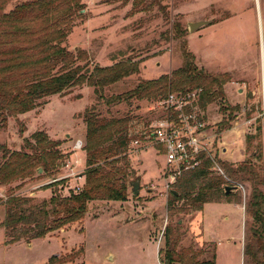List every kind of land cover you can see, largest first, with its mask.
Masks as SVG:
<instances>
[{
    "label": "rangeland",
    "instance_id": "rangeland-1",
    "mask_svg": "<svg viewBox=\"0 0 264 264\" xmlns=\"http://www.w3.org/2000/svg\"><path fill=\"white\" fill-rule=\"evenodd\" d=\"M34 1L9 0L4 12ZM79 3L82 10L68 23L61 46L73 54L79 52L78 64L88 62L90 69L93 65L137 63L138 73L104 88L103 99H98L86 85L46 99L45 105L18 116V122L24 126L22 135L18 122L9 119L6 128L0 129V145L8 150H20L23 138L43 132L49 140L59 141L60 151L67 154L63 166L53 176L39 178L37 175L42 171L37 169V174L20 189L24 195L41 201L52 194L51 189L41 190L43 186L66 177L62 188L54 189L63 195L69 190L77 191L75 184L82 182L74 181L85 169L84 155L82 149L73 152L72 146L77 140L84 146V111L95 106L96 112L105 118L128 114L132 118L128 126L131 134L143 136L139 137L140 145L133 148L130 144L128 151L134 175L129 179L127 200L89 204L84 232L65 233L66 247L82 244L84 248V255L77 262L161 264L158 252L165 243V228L169 227L175 236H180L176 249H192L200 254L196 259L200 262L210 260L216 249L217 264H249L240 245V242L244 245L250 224L244 211L234 216L232 207L222 202L221 206L208 204L202 212L168 217L167 202L173 189L164 179L165 159L158 146L144 139L145 134L148 138V125L158 117L161 99H130L129 103L109 105L104 100L135 89L140 81L157 80L162 75L170 78L184 66L183 53L188 51L198 71L218 76L223 82V96L207 105L205 111L217 159L233 166L243 162L247 158L245 137L256 134L259 125L264 156V0H79ZM137 3L138 8L133 9ZM198 21L210 23L190 33L188 24ZM232 107L238 109L230 114ZM257 142L254 141L253 147ZM136 180L139 194L133 196L130 183ZM238 183L243 192H235L244 210L250 188L246 183ZM3 189L7 191L6 187H0V198L5 196ZM18 189L13 187L14 191ZM224 216H229L230 221L225 222ZM3 218L4 208L0 206V222ZM4 242L0 230V264H44L63 251L59 238L37 239L30 244Z\"/></svg>",
    "mask_w": 264,
    "mask_h": 264
},
{
    "label": "trees",
    "instance_id": "trees-1",
    "mask_svg": "<svg viewBox=\"0 0 264 264\" xmlns=\"http://www.w3.org/2000/svg\"><path fill=\"white\" fill-rule=\"evenodd\" d=\"M8 1L0 0V129L6 128L9 119L18 122V116L45 105L46 99L52 96H62L72 88L86 85L93 89L98 99H103L104 88L138 73L137 63L125 65L119 62L109 67L93 65L90 69L88 62L78 64L79 52L73 54L61 46L68 23L82 10L79 0H36L5 13ZM183 54L184 66L173 72L170 78L162 75L157 80L140 81L135 89L106 98L105 103H129L130 99L141 98L162 100L169 92L187 93L200 89L198 105L201 110H206L207 105L223 96V82L218 76L198 71L192 63L191 53L184 51ZM237 109L229 108L230 114ZM131 120L128 114L121 118H105L96 112L95 106L87 108L83 114L85 169L82 187L77 192L69 190L63 195L54 188H62L66 179L49 183L41 190L51 189L52 194L41 201L24 195L20 188L37 174V169L42 171L37 175L40 178L53 176L63 166L67 154L60 151V142L49 140L43 132H35L29 139H22L18 151L0 145V187L7 189L2 190L5 196L0 198V206L4 208L0 229L4 233L5 245L59 238L63 251L44 264H84L77 262L84 255L82 244L66 247L63 236L69 230L84 232L89 204L127 200L129 179L134 175L128 151L130 144L141 141L139 137L143 136L131 134L128 127ZM18 124L22 135L24 126ZM256 131V134L245 137L247 158L243 162L233 166L217 160V164L226 179L237 184L246 183L250 188L244 205V214L250 224L244 237L243 254L249 264H264L262 127L257 126ZM255 140L258 142L253 147ZM212 168L213 164L202 158L200 166L181 173L172 184L176 195L170 192L168 217L177 213L201 212L206 204H241L237 192L225 195L224 188L232 186ZM14 186L19 191H14ZM175 228L179 229L178 226ZM163 238L164 246L158 252L161 264H216L215 251L210 260L200 262L196 260L200 254L192 249L177 250L180 236H175L169 227L165 228Z\"/></svg>",
    "mask_w": 264,
    "mask_h": 264
},
{
    "label": "built area",
    "instance_id": "built-area-1",
    "mask_svg": "<svg viewBox=\"0 0 264 264\" xmlns=\"http://www.w3.org/2000/svg\"><path fill=\"white\" fill-rule=\"evenodd\" d=\"M200 93V89L187 93L169 92L158 102V117L147 127L148 138L145 137V140L158 146L164 156L163 174L168 184L172 185L181 173L200 166L202 158L208 159L213 164L212 170L225 178L218 167L217 156L212 151L213 135L209 134L210 123L206 110H201L198 105ZM140 143L139 140L133 141L131 147L137 148ZM82 148L83 143L80 140L72 146L73 152ZM63 179L66 177L59 180ZM226 180L230 186L243 192L239 184ZM77 187L79 191L80 187Z\"/></svg>",
    "mask_w": 264,
    "mask_h": 264
},
{
    "label": "water",
    "instance_id": "water-1",
    "mask_svg": "<svg viewBox=\"0 0 264 264\" xmlns=\"http://www.w3.org/2000/svg\"><path fill=\"white\" fill-rule=\"evenodd\" d=\"M209 21H198V22H193V23H189L188 24V31L190 33L192 32H196L202 28H204L205 26H208L209 25ZM249 97H251V94H249ZM38 172H41L40 169H38ZM131 186H132V195L133 196H136L139 194V181L136 180L135 182H132L130 183ZM224 191H225V195H228L230 193H234L236 191V188L235 187H229V186H226L224 188ZM171 193L173 195H176V193L174 191H171ZM180 223V222H179Z\"/></svg>",
    "mask_w": 264,
    "mask_h": 264
},
{
    "label": "crops",
    "instance_id": "crops-1",
    "mask_svg": "<svg viewBox=\"0 0 264 264\" xmlns=\"http://www.w3.org/2000/svg\"><path fill=\"white\" fill-rule=\"evenodd\" d=\"M69 151H71V150H69ZM224 151V150H223ZM73 155L72 154H70L69 155V157L71 158ZM77 180H75L74 181V183L75 182H82V183H80V184H75V185H77V186H79L80 188L82 187V184H83V182H84V178L81 176V177H79V178H76ZM220 204H222V203H218V205H220ZM225 205H228V206H230V207H232V209H233V211H234V216L235 215H237L239 212L240 213H242L243 214V207H242V205L241 204H235V203H233V204H229V203H224ZM208 204H206L205 206H207ZM210 205V204H209ZM204 206V207H205ZM221 206V205H220ZM204 207H203V209H204ZM202 212V211H201ZM233 217V216H232ZM230 217L229 216H224V221L225 222H228V221H230ZM0 230H2V229H0ZM202 237H203V239L204 240H207V239H205V237L203 236V234H202ZM209 241V240H208ZM240 245H241V250L243 249V245H242V243L240 242ZM215 263H216V249H215ZM217 264V263H216Z\"/></svg>",
    "mask_w": 264,
    "mask_h": 264
}]
</instances>
